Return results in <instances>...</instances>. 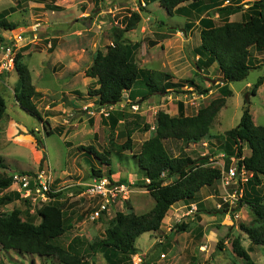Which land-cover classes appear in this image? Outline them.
Masks as SVG:
<instances>
[{
    "label": "rangeland",
    "instance_id": "obj_1",
    "mask_svg": "<svg viewBox=\"0 0 264 264\" xmlns=\"http://www.w3.org/2000/svg\"><path fill=\"white\" fill-rule=\"evenodd\" d=\"M200 1L202 7L209 3V0ZM254 1L222 0L221 7L232 6L238 10L221 15L214 9L203 10L200 5L190 16H184L171 15L159 2L149 4L144 0H0V12L19 5L16 12L7 17L17 28L0 31L3 38L0 46V93L7 103V112L0 124V155L10 174L45 171L52 178L54 189H59L56 194L65 193L59 203L63 205L64 217L71 227L58 239V243L72 255L78 254L83 264H113L101 249L111 220L117 212L129 213L132 210L145 214L155 205L150 192L138 186L141 181L148 183L138 166V155L143 142L154 134L159 111L177 116V104L182 101L186 114L195 115L199 108L214 99L225 98L226 104L212 125V138L191 145L176 139L163 141L170 156L207 157L206 164L210 163L211 157L225 153L226 132L238 126L247 108L250 107L254 123L264 126V85L257 95L250 94L259 78L264 77V51L251 49L252 69L245 80L228 84L231 90L228 96L220 92L225 81L216 64L201 70L196 65L200 57L196 54L201 45L200 21L211 18L217 25L226 21L242 22L250 7L248 3ZM189 4L183 3L180 7L187 8ZM134 12L141 15V21L137 29L125 35L127 43L140 44L134 61L140 69L171 74L172 82L180 92L156 94L132 108H128L130 103L127 104V100L123 104L101 107L97 104L98 97L89 92L98 87L97 79L87 77L85 72L93 66L98 51L106 52L107 47L113 44L114 27H124V19ZM187 23L194 26L187 28ZM9 47L12 49L10 56L7 55ZM19 53L23 55L22 63L29 68L38 93L34 101L42 120L16 102L19 76L15 61ZM191 80L195 81V87L189 84ZM204 89L209 92L202 94L200 90ZM124 98L128 99V93ZM140 99L138 97L137 101ZM133 121H136L133 149L118 152L112 145L120 146L127 142L128 138L122 134L126 132V124ZM114 122H117L115 128ZM145 124L151 129L143 131ZM47 128L54 131L52 135ZM37 139L42 145H38ZM80 146H94L107 155L110 164H103L102 159L93 153L81 152ZM244 152L247 156L251 153L247 144ZM226 161L229 163L230 160L226 158ZM93 168L101 169L102 175L106 176L111 171V179L116 182L126 179L130 186L124 199L96 222L89 219L95 201L77 197L78 183L90 181ZM262 181L258 194L264 199V177ZM246 183H239L240 190L243 189L241 199L236 192V184L225 188L218 181L215 188L203 190L196 203L175 204L167 213L161 229L141 235L135 243V254L121 264H241L242 261L232 251V240L237 235L241 236L245 248H252L254 261L264 264V247H253L239 228L241 223L249 225L253 220L249 205L243 203L240 206ZM14 191V188H9L4 193ZM223 198L235 201L236 207L231 210L230 203ZM44 204H27L21 197L1 210L11 212L19 208L23 211V220L34 217L33 221L39 224L38 212ZM199 207H204L205 211L199 212ZM214 210L221 214L208 213ZM235 213L237 219L233 218ZM178 223L186 224L187 230L176 232ZM232 226L235 227L234 236L227 239L224 250L219 251L218 242ZM161 253H165V257ZM1 262L63 264L55 256L26 255L13 250L4 251L0 247Z\"/></svg>",
    "mask_w": 264,
    "mask_h": 264
},
{
    "label": "trees",
    "instance_id": "obj_2",
    "mask_svg": "<svg viewBox=\"0 0 264 264\" xmlns=\"http://www.w3.org/2000/svg\"><path fill=\"white\" fill-rule=\"evenodd\" d=\"M144 1L149 4L159 2L171 15L177 13L190 16L192 11L199 9L200 5L203 10L214 9L221 15L238 10L232 6L221 7L222 0H209V3L203 7L200 0ZM187 2H190L187 8L180 7L181 4ZM248 5L250 7H248L245 20L242 22L226 21L222 25H217L211 18H203L200 21L201 45L196 49V54L200 57L196 65L201 70L216 64L226 83L220 92L227 96L231 94L228 84L243 81L248 77L252 69L250 64L251 48L255 47L259 51L264 50V0H255ZM16 7L0 12V31L17 28L15 24L7 20V17L16 12ZM140 21L141 15L134 12L130 17L124 19V27L121 29L114 27L113 44L107 47L106 52L98 51L93 66L85 72L87 77L97 79L98 87L89 92L98 97L97 104L101 107H111L127 100L130 103L128 108H132L136 103L141 104L153 95L180 92L178 86L172 82L171 74L140 69L134 61V55L139 50L140 44L127 43L125 35L137 29ZM186 26L192 28L194 24L187 23ZM2 42L3 38L0 35V46L3 45ZM22 59L23 55L19 53L15 61V68L19 76V87L16 90L15 99L22 108L42 120L38 106L34 101L38 93L33 85L30 70L22 63ZM189 84L193 87L196 86L194 80L189 81ZM263 84L264 77H260L251 88L250 94L257 95ZM200 92L207 94L209 90L204 89ZM125 93H128V99L124 98ZM138 97L141 98L139 101H137ZM247 97L249 98V95ZM225 104V98L214 99L207 106H202L197 114L187 115L184 103L178 101L179 113L177 116H172L162 110L157 113V126L154 134L143 142L138 155V166L144 173V179L149 181L148 183L141 181L138 186L146 188L150 192L155 205L145 214H137L132 210L129 213H116L106 229V238L101 243V249L105 251L109 262L121 264L132 254H135L136 240L145 233L158 232L167 213L175 204L179 202L196 203L203 190L216 187L221 178V171L204 165L208 161L207 157L193 159L186 154L182 157H172L166 150L163 141L176 139L183 141L186 145H191L198 144L205 138H212V125ZM6 112L7 103L0 93V124L3 122ZM135 117L140 118L139 115H135ZM116 125L117 122H114L113 127L115 128ZM135 125L136 121L126 124V132L122 134L128 138L125 144L112 145L118 152L133 149L132 136L135 133ZM150 129L151 126L145 124L143 131ZM47 132L52 135L54 131L48 129ZM225 138L223 151L227 154L228 160L233 156L244 157L239 162V166L244 165L246 170L252 173V177L244 186L245 195L240 206L242 207L243 203L249 205L253 220L249 225L241 223L239 228L248 237L253 247H264V199L258 194V187L263 183L262 178L264 177V126L254 123L249 107L244 111L238 126L227 131ZM37 142L38 145H42L40 139H37ZM245 144L251 151L248 156L244 152ZM78 148L81 152L93 153L101 158L103 164H110L107 155L100 153L94 146ZM14 174L15 172L11 174L8 172V167L0 155L1 249L4 251L13 250L26 255H39L40 257L55 256L63 264H83L81 258L77 256L78 254L72 255L69 250L58 243V239L65 235L71 227L69 221L64 217L63 205L59 203V199L65 193L50 194L56 200L44 204L40 209L38 212L41 219L39 224L33 221L34 217L23 220V211L19 208H15L11 212L1 210L21 198V194L17 190L12 193H4L12 188ZM29 174L34 173L29 172ZM111 174L110 171L107 176L111 177ZM92 176L102 177L101 169L93 168ZM167 181L172 182L166 184ZM116 184L130 187L127 185L126 179H121ZM99 200L97 199V201ZM24 201L30 204L29 201ZM204 211V207H199V212ZM208 213L221 214L216 210ZM102 219L103 217L100 220ZM187 228L186 224L178 223L175 230L184 232ZM229 229L226 236L218 242L219 251H223L227 239L234 236L235 227L232 226ZM232 251L242 261L241 264H257L251 256L252 248L244 247L240 235L233 237ZM161 256L165 257V253H161Z\"/></svg>",
    "mask_w": 264,
    "mask_h": 264
},
{
    "label": "built area",
    "instance_id": "obj_3",
    "mask_svg": "<svg viewBox=\"0 0 264 264\" xmlns=\"http://www.w3.org/2000/svg\"><path fill=\"white\" fill-rule=\"evenodd\" d=\"M18 37L22 39V37ZM11 54L12 49L9 47L7 55L10 56ZM86 108L89 109L88 107ZM226 158V154L221 153L219 156L211 157L210 163L206 165L217 168L221 171L220 181L223 183L225 188L229 187L233 183L236 184L238 186L236 192L240 195L241 199L243 189L240 190L239 187L243 182L248 181L249 178L246 176L249 174L252 175V173H249L244 165L242 167L239 166V162L242 161L244 157L238 158L233 156L229 159V163H227ZM78 186H83L84 188V190L79 193V197H86L92 201H96L93 211H91L89 215L91 222L98 221L107 212H109L110 208L113 207L119 200L124 199L123 196L127 191H130L128 186L118 185L116 184V181L108 176H102L100 178L96 177L92 179L90 183L78 184ZM12 188L17 190L24 200L29 201L34 206L53 201L54 199L50 196V194H55L59 191V189H53L52 178L45 171L36 172L34 174L24 172L15 173L13 175ZM228 196L230 197V195ZM97 199L100 200L97 201ZM223 199L225 202L230 203L231 210L236 207L237 204L232 199ZM240 199L237 202H239ZM193 208L195 209V207ZM233 218H238L236 213L233 215Z\"/></svg>",
    "mask_w": 264,
    "mask_h": 264
},
{
    "label": "clouds",
    "instance_id": "obj_4",
    "mask_svg": "<svg viewBox=\"0 0 264 264\" xmlns=\"http://www.w3.org/2000/svg\"><path fill=\"white\" fill-rule=\"evenodd\" d=\"M21 172L29 173V172H25V171H21ZM15 173H18V172H15ZM35 173H36V172H35ZM103 176H106V175H103ZM94 178H96V177H92L91 180L88 181V183H90V182L92 181V179H94ZM109 178H111V177H109ZM117 182H118V181H117ZM78 184H86V183L79 182ZM53 189H54V187H53ZM54 190H57V188L54 189ZM82 190H84L83 186H78V191L81 192ZM80 192H78V195H79ZM55 194H56V193H55ZM78 195H77V197H79ZM52 198H53V197H52ZM84 198H86V197H84ZM53 199H54V198H53ZM91 201H92V200H91ZM48 203H51V201L48 202ZM100 219H101V218H100ZM100 219H99V220H100Z\"/></svg>",
    "mask_w": 264,
    "mask_h": 264
},
{
    "label": "crops",
    "instance_id": "obj_5",
    "mask_svg": "<svg viewBox=\"0 0 264 264\" xmlns=\"http://www.w3.org/2000/svg\"><path fill=\"white\" fill-rule=\"evenodd\" d=\"M253 48H255V47H253ZM252 49V48H251ZM256 49V48H255ZM257 50V49H256ZM257 51H259V50H257ZM264 51V50H263ZM259 66V65H258ZM257 66V67H258ZM264 85V84H263ZM248 86H249V84H248ZM264 89V88H263ZM118 104V103H117ZM127 104H129V103H127ZM177 106H178V104H177ZM184 106H185V104H184ZM200 109V108H199ZM198 109V110H199ZM185 110H186V106H185ZM178 113H179V107H178ZM256 123V122H255ZM83 183V182H82ZM85 183H88V182H85ZM206 190V189H205ZM173 250V249H172Z\"/></svg>",
    "mask_w": 264,
    "mask_h": 264
},
{
    "label": "water",
    "instance_id": "obj_6",
    "mask_svg": "<svg viewBox=\"0 0 264 264\" xmlns=\"http://www.w3.org/2000/svg\"><path fill=\"white\" fill-rule=\"evenodd\" d=\"M119 103H122V104H123V103H125V100H123V101H121V102H119Z\"/></svg>",
    "mask_w": 264,
    "mask_h": 264
}]
</instances>
